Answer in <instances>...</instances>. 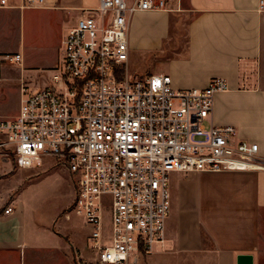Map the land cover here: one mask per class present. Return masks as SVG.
<instances>
[{
    "label": "built area",
    "instance_id": "2783aa9c",
    "mask_svg": "<svg viewBox=\"0 0 264 264\" xmlns=\"http://www.w3.org/2000/svg\"><path fill=\"white\" fill-rule=\"evenodd\" d=\"M171 1L181 4L101 0L84 10L64 40L51 84L24 85L17 116L0 120V163L36 170L55 159L77 176L72 211L87 221L96 255L85 264H141L165 241L173 173L264 170L257 143L211 122L215 95L229 89L225 79L180 90L169 75H131L130 19L169 10ZM8 59L22 63L19 54Z\"/></svg>",
    "mask_w": 264,
    "mask_h": 264
},
{
    "label": "crops",
    "instance_id": "0c3cea01",
    "mask_svg": "<svg viewBox=\"0 0 264 264\" xmlns=\"http://www.w3.org/2000/svg\"><path fill=\"white\" fill-rule=\"evenodd\" d=\"M6 1L2 5L0 0V13L14 17L17 41L13 48L22 56L24 75L44 70L39 60L30 59L29 50L39 52L42 44L34 37L27 39V11L65 13L74 27L84 10L101 2L45 0L38 8H27L23 0ZM188 16L185 47L174 55L172 46L178 36L174 27L183 25ZM21 17L24 39L21 34L18 37ZM129 46V67L152 59L157 72L152 74L169 75L175 89H203L214 78L225 79L229 89L215 95L211 122L234 126L239 140L257 143L264 162V0H188V7L171 1L169 10L132 16ZM39 80L40 84L30 81V88H45L44 78ZM18 170L13 161L0 163V264L95 262L96 255L89 248L93 259L79 250L78 257L74 255L70 242L68 252L44 246V224L29 214L20 189L5 184ZM171 190L165 241L156 244L141 264H260L264 255V170L175 172ZM8 207L14 211L5 214Z\"/></svg>",
    "mask_w": 264,
    "mask_h": 264
},
{
    "label": "rangeland",
    "instance_id": "374dc122",
    "mask_svg": "<svg viewBox=\"0 0 264 264\" xmlns=\"http://www.w3.org/2000/svg\"><path fill=\"white\" fill-rule=\"evenodd\" d=\"M183 7H188V0H182ZM34 10V9H32ZM14 17L2 11L0 13V120H9L16 117L21 97V88L28 87L30 81L44 78V87L51 84V78L60 70L64 58L62 42L72 29V20L65 13L54 11H27V39L36 38L42 44L39 52L29 50L31 61L44 64V70H33L23 74V65L9 61L8 56L16 55L13 45L17 41L15 35ZM18 37L24 39L23 18H20ZM175 29L178 34L176 43H173V54L177 55L185 47L186 25ZM175 24V23H174ZM21 25V27H20ZM171 50V51H172ZM175 51V52H174ZM155 64L152 59L148 62H136L130 65L132 76L144 77L154 72ZM37 69V68H34ZM38 88V87H37ZM76 175L69 168L55 159H46L43 167L36 170H18L5 184L8 187L20 189V197L29 214L36 215L44 224V246L64 248L68 252L70 244L78 257V250L87 258L93 259L95 255L89 253L91 245L90 227L87 221L72 211L76 197ZM106 232L110 233L111 225L106 219ZM70 242V244L68 243ZM79 259V258H78ZM80 264L84 260L80 259ZM260 264H264L262 255Z\"/></svg>",
    "mask_w": 264,
    "mask_h": 264
},
{
    "label": "water",
    "instance_id": "95a60500",
    "mask_svg": "<svg viewBox=\"0 0 264 264\" xmlns=\"http://www.w3.org/2000/svg\"><path fill=\"white\" fill-rule=\"evenodd\" d=\"M242 259V258H241Z\"/></svg>",
    "mask_w": 264,
    "mask_h": 264
}]
</instances>
